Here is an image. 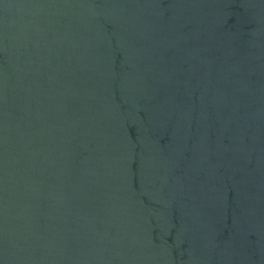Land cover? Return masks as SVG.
Wrapping results in <instances>:
<instances>
[{
    "label": "water",
    "instance_id": "1",
    "mask_svg": "<svg viewBox=\"0 0 264 264\" xmlns=\"http://www.w3.org/2000/svg\"><path fill=\"white\" fill-rule=\"evenodd\" d=\"M0 264H264V0H0Z\"/></svg>",
    "mask_w": 264,
    "mask_h": 264
}]
</instances>
